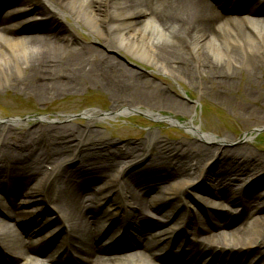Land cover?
Here are the masks:
<instances>
[{
    "label": "bare ground",
    "instance_id": "1",
    "mask_svg": "<svg viewBox=\"0 0 264 264\" xmlns=\"http://www.w3.org/2000/svg\"><path fill=\"white\" fill-rule=\"evenodd\" d=\"M45 1L51 10L39 13L37 0H0V84L2 78H10L11 83H22L24 89L40 99L54 96L67 88L74 89L81 81L90 82L100 85L110 93L115 107L109 113L142 106L145 107L146 113L155 117L158 115V108L168 109L176 104L177 100L169 89L157 84L155 78L150 79L130 69V72H126L127 70L113 58L85 59L83 54L86 48L73 43L72 39L68 38L69 34L65 35V31H61V26L54 17V9L61 11L62 7H70L74 9L75 17L80 15L88 25L96 27V30H103V24L111 19V31L119 45L147 59V63H151L156 71L164 72L177 82H185L197 88L202 95L218 98L224 93H229L237 82L238 73L241 72L239 65L244 61L254 63L257 70L248 71L242 77L245 87L243 95L249 100L251 94L257 91L256 97L264 98V84H258L257 76L264 72V0L250 9L253 13L258 7L257 12L262 15L250 13L251 16L223 12L236 9L235 6L246 7L249 0H226L228 5H225L222 11L215 10L209 0ZM18 2L22 4L24 12L33 6V11L37 13L31 16H40L38 28L44 30L43 34H16L17 14L11 12L15 10L14 7H6ZM30 25L25 29L28 32V29L35 28V23L31 22ZM157 37L160 40H157ZM7 62L12 64L11 67L16 69L19 76L13 73ZM258 70L260 74L256 73ZM179 109L182 110L183 106L180 105ZM106 115L98 110H88L85 113L86 126ZM188 124H191L188 129L201 136L200 140L206 145L168 144L157 140L155 132L150 133L149 141L127 142L121 146L109 138H92L90 140L94 141L87 143L89 136H93V130L87 132L85 127L73 129L64 124H40L23 130L20 134L14 132L13 136L10 133L14 129L10 124H2L0 192L7 201L5 200L0 208V250L8 254L4 263H59L53 253L41 260L33 259L31 253L39 251L38 248L33 249L35 241L25 245L16 233L3 234L5 230H10V227H5L10 221L6 220L10 218L6 209L17 211V218L23 219L25 224L28 220L37 219L39 205L41 201L43 204V200H48L54 207L63 210L69 223V230L64 232L56 244V250H69L78 246L82 252V264H116L119 260H124L120 262L122 264L164 263L160 261L162 257L159 254L165 250L166 245L163 242L147 240V237L153 235L148 232L150 228L153 225L157 228L160 224L149 220L148 216L151 215L147 213L148 201L145 198L149 195L155 199L163 197L169 202H183L188 205L186 199L190 197L193 187L176 178L191 175L190 171L195 166L199 167L197 172H193L195 176L201 172V177L214 180V184L216 182L217 185H222L223 189L225 184L234 185L240 175L248 176L254 171L260 173L254 182L241 189L239 194L242 195V200L227 191L218 192L215 197H226L218 200L219 205L224 204L221 202L235 203L236 200L241 204H251L261 197L264 202L260 188L264 182V156L244 154L240 152L241 147H238L235 151H223L216 161L211 162L218 146L234 139L229 135L215 139L214 136L200 133L199 126H194L192 121ZM192 145L198 147L194 148ZM214 145H217L216 148ZM84 147L86 149L79 155ZM149 150L153 152L146 154ZM138 151L141 153L138 154ZM158 154L160 156H157ZM79 163L82 166L80 168ZM85 165L95 166L88 170L83 168ZM206 165L208 167L204 173ZM119 179H123L127 188L123 193L120 192L117 200L128 204L127 207L132 209V213L125 217L126 227L122 224L119 229L124 227L126 235L130 229H134V235L130 236L129 240L134 239L130 247L138 250L128 255L109 257L105 252L110 246H114L111 247L112 250H118L124 242L118 239L117 244H106L105 241L106 247L98 246L92 236L97 229L92 226L96 225L103 214L100 211L99 198L102 199L112 192V184ZM172 179L177 181L171 183ZM84 191H89L87 196ZM228 197L229 202L226 201ZM127 199L132 204H129ZM184 209L188 213L184 214ZM184 209V216L199 221L197 213L193 212L191 216L189 207ZM217 210L213 211L212 208V211L208 212L209 217L215 219V224L208 231L202 232L200 244H203L204 250L191 243L184 246L183 257L174 252L173 256L178 261L183 259L189 262L188 264H204V251V254L208 252L214 255V262L225 263L221 262L225 260L233 264L242 263L246 252L255 250V255L250 260L255 259L258 264H264L262 208L244 206L238 217L232 219V225L223 223V214ZM83 211H86V215ZM48 219L49 217L45 220ZM235 222L238 226L233 224ZM174 241H171L174 243L172 248L177 244ZM242 249H246V252H241Z\"/></svg>",
    "mask_w": 264,
    "mask_h": 264
},
{
    "label": "rangeland",
    "instance_id": "2",
    "mask_svg": "<svg viewBox=\"0 0 264 264\" xmlns=\"http://www.w3.org/2000/svg\"><path fill=\"white\" fill-rule=\"evenodd\" d=\"M13 4L7 5L6 8L8 9L20 5L19 2L14 5ZM38 5L40 11L42 12L51 10L50 5L45 0H38ZM1 7L2 6L0 4V8ZM214 8L217 10L216 7ZM73 10L74 9H71L70 7H62L61 11L54 9L53 11L56 13L54 17L57 18V22H59L58 24L61 26V31H65V35L69 34V37H67L71 38L73 43L81 46L82 48H86L83 54L85 59L88 60L90 58L98 57V59L103 57H108L111 59L113 58L119 63L120 66H123L127 70L126 72H130V69L141 73L142 75H146L150 79L155 78L157 84L168 88L171 94L177 100L176 104L171 108H158L159 113L163 115L162 117H175L178 121V124L176 125L168 123L165 118L162 117H156L155 120L151 122V120H148L142 115L147 114L145 113V107L139 106L138 108H130L129 110H118L117 112L111 113L110 115L99 117L95 122L89 124L87 127L86 116L83 114L85 111L97 109L103 113H107L110 112L113 107H115L110 93L100 85L81 81V84L74 89L67 88L66 90H62L54 96L38 99L27 89H24L22 83L15 85L14 83H11L10 78H6L4 80V77L1 80L2 83L0 84V129L2 124L8 123L10 124V127L14 129V131H11L10 133L14 136L16 132L20 134L22 133L21 131L38 126L40 124H46L47 126H52L53 124H64L69 126V128L72 127L73 129L85 127L87 132L90 131V129L93 130V136H89L87 143H91L94 140L109 138L111 141H113V143L121 146L127 142L135 143L140 140L149 141L151 140V136H149L150 133L155 132V138L157 140L166 142L168 144L198 143L202 144V146L206 145L197 135L187 131V127L189 126L188 122L192 121L193 125L200 126L201 132L212 135L216 137V139H220L226 135H229L234 139V141L227 142L223 146L220 144L215 155L210 160L211 162L216 161L217 157L223 151H235V149L238 147H241L242 151L240 152L244 154L250 153L256 154V156H264V130L262 132L256 133L252 131L254 128L264 127V98L258 99L255 94L257 91H254L251 94L249 100H247V97L243 95V90L245 87L243 83L244 78L242 77L248 71H256V64L244 61L239 65L241 72L239 70L240 73H238L237 82L232 86L229 93H224L218 98L207 94L202 95L197 88H193L185 82H177L171 79L164 72L156 71L151 63H147V59L142 58L140 55L136 54L135 51H129L125 46L119 45L116 40H114L113 33L111 31V19H108V22L103 24V30L101 28L96 30V27L94 28L88 25L85 19H83V17L80 15L75 17ZM11 12H14L13 14H17L15 18V22L17 21L18 23L16 34L18 36H25L26 34L30 33L32 34V30L28 29L29 32L25 30L27 29V23H24L21 20L30 13L21 14L18 9ZM239 16H244V14ZM157 40H160V38L157 37ZM50 44L51 43H46V45ZM112 46L114 48H112ZM58 53L59 52L57 51L56 54ZM261 56L263 55L261 54ZM7 64L13 73L19 76V73L16 71V69L11 67L12 64L8 62ZM8 66L5 67L8 68ZM256 73L260 74L259 70ZM21 75L23 76V74ZM257 76L259 79L258 84L260 82L264 84V72ZM180 105L183 106L182 110L179 109ZM192 108H194V111L191 112ZM244 134L248 135L244 136ZM92 138H94V140L91 141L90 139ZM192 146L194 148L198 147L195 145ZM216 146L217 145H214L213 147L216 148ZM85 149V147L81 149L79 155ZM149 152L152 153L153 151L149 150L147 154H149ZM138 153L141 152L138 151ZM157 156H160V154ZM78 165L79 168L82 167L80 166L81 163ZM84 167L88 169L89 167L94 166L85 165ZM207 167L208 165L204 166L205 170ZM70 169H72V167ZM198 170L199 167L196 168L195 166V168L190 171L192 174L187 177H184L183 175L180 176V181H183V183L187 182L192 187L196 186L200 179L197 178L193 172H197ZM245 177V175L238 176L239 179H237L235 183H242L244 180L247 181V178ZM176 181V179H172L170 182L173 183ZM210 187L213 188L211 189L213 191L222 190V187H218V189L214 190L215 185L213 182H211ZM232 187L233 191L239 187L240 188L238 190H240L246 188V184H241V186L230 185V187L227 189V192H230V188ZM126 188L127 184H125L123 181L122 183L118 181L115 191L123 193ZM199 189H202L200 183ZM88 192L89 191H84V194L87 196ZM190 193L191 197L193 198V201L190 197L187 199L188 206L190 207V215L192 216V210H197L196 212L199 214L200 218H202L203 215L201 213L211 209L206 205L210 195L199 192L193 188ZM145 199L148 201L147 211L153 216L152 219L155 221L163 220V214H165V212L169 209H171V213L173 208H175V204L173 202H169L163 197L155 199L151 198L149 195ZM5 200L6 197L1 194L0 206H2ZM128 202L129 204H132V202L129 200ZM252 203L256 206H261L260 200H255V203L252 201ZM234 206L222 204L218 205L217 207L226 208L229 211L235 212L237 209ZM184 208V205L179 204L178 207L175 208L176 210L172 212L173 218L177 217ZM219 212L226 213L222 212V210L220 211V209ZM261 214H264V207L261 210ZM173 221L174 220L171 219V222ZM204 223L205 222L201 221L199 225H204ZM189 226L193 225L190 224ZM187 237H190V235H187ZM130 243L131 242L127 241V248H120L117 253H111L110 256H122L117 254H122L132 250L136 251L137 249H128ZM0 252V258L3 260L2 262L0 261V264H6L4 263V260L8 259V254L2 251ZM246 255L249 256L246 258L249 260L254 256V251L248 252ZM74 256L76 257V254H74ZM75 260L78 264H82L80 263L78 257L77 259L75 258ZM122 261L124 260H119L115 263L122 264L120 263ZM162 262H164L162 264H171L169 262H172V260L170 258H163ZM221 262H223V260Z\"/></svg>",
    "mask_w": 264,
    "mask_h": 264
}]
</instances>
